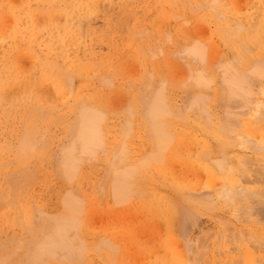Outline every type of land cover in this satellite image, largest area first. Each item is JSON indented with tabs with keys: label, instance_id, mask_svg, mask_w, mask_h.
Returning a JSON list of instances; mask_svg holds the SVG:
<instances>
[{
	"label": "rangeland",
	"instance_id": "obj_1",
	"mask_svg": "<svg viewBox=\"0 0 264 264\" xmlns=\"http://www.w3.org/2000/svg\"><path fill=\"white\" fill-rule=\"evenodd\" d=\"M6 2L0 264L262 263L264 0Z\"/></svg>",
	"mask_w": 264,
	"mask_h": 264
},
{
	"label": "bare ground",
	"instance_id": "obj_2",
	"mask_svg": "<svg viewBox=\"0 0 264 264\" xmlns=\"http://www.w3.org/2000/svg\"><path fill=\"white\" fill-rule=\"evenodd\" d=\"M5 2H6V0H0V17H4V15L6 14V12H5ZM7 3V2H6ZM75 7V6H74ZM71 9V8H70ZM79 9V8H78ZM80 11V10H79ZM69 12V11H68ZM74 12V11H73ZM264 14V13H263ZM73 15V14H72ZM67 16H68V13H67ZM13 32V31H12ZM18 33H17V31H14V40H17L18 39ZM20 36V35H19ZM244 86H246L245 84H243ZM243 85H242V87H243ZM238 86V85H237ZM241 87V88H242ZM246 87H248V85L246 86ZM240 88V87H239ZM238 89V88H237ZM247 89V88H246ZM242 90H243V88H242ZM243 92H247V91H243ZM153 110V109H152ZM155 111H153L151 114L153 115H156V116H158L159 115V113L162 111V109H161V107H158V106H156L155 107V109H154ZM153 115V116H154ZM158 118V117H157ZM92 126H90L89 127V129H87V132L86 133H84V134H87L85 137L84 136H82V141L83 142H85L86 143V146L88 145H91V144H95L97 141H96V137L97 136H93V130H92ZM83 134V135H84ZM87 149L89 150V147H87ZM262 178V177H261ZM260 180V179H259ZM262 180H263V178H262ZM261 181V180H260ZM255 183H257L258 181L256 180V181H254ZM264 181H262L261 183H263ZM251 184H253L252 182H251ZM250 184V186H252L253 188H252V190L253 189H255V186H257V184L255 185V184H253V185H251ZM264 184V183H263ZM255 185V186H254ZM259 186V185H258ZM258 186H257V188H258ZM242 187V186H241ZM240 187V188H241ZM262 187V186H261ZM261 187H259V190L261 189ZM263 187H264V185H263ZM231 188V187H230ZM229 189V188H228ZM252 190H250L249 188L247 189V187L245 188V189H240L239 191H240V193H243V197H246V198H253L254 200L255 199H258L260 196L259 195H261V194H259V192L258 191H255V190H253V191H255V192H252ZM256 190H258V189H256ZM238 191V190H237ZM238 191V192H239ZM261 192H263V190H261ZM223 193V192H222ZM221 193V194H222ZM226 193V192H225ZM225 193H223L221 196H225V199H226V197L228 198L229 196H226V194ZM228 193V192H227ZM264 193V192H263ZM218 195H220V192L218 193ZM223 196V197H224ZM230 196H232V194L230 195ZM234 196V195H233ZM261 196H263V194L261 195ZM235 197V196H234ZM261 198L262 197H260V200H261ZM237 199V198H236ZM228 200V199H227ZM232 200V199H231ZM238 200V199H237ZM236 202V200H233L232 202ZM249 201H250V199H249ZM264 201V200H263ZM245 202V201H244ZM246 202H248V201H246ZM250 202H252V201H250ZM259 202V201H258ZM237 203H238V201H237ZM253 203V202H252ZM244 204V203H243ZM246 204V203H245ZM251 204V203H250ZM255 204V207L253 208V205ZM253 205L251 204V209L253 208L254 210L253 211H258V210H262V208H261V206L259 205V208H256V203H254ZM260 204H261V202H260ZM241 205V204H240ZM262 205V204H261ZM237 206V205H236ZM242 208L243 207H245L246 209H247V206H241ZM242 208H239V212L241 211V209ZM250 208V207H249ZM261 208V209H260ZM251 209H250V211H251ZM238 211V210H237ZM242 212V211H241ZM248 213L250 214V212L248 211ZM253 213V215H254V212H252ZM260 213L263 215V217H264V212H262V211H260ZM243 215L245 216V214H244V212H243ZM242 215V216H243ZM263 221V220H262ZM237 229L239 228V227H236ZM237 231V230H236ZM234 232V231H233ZM244 232V230L243 231H241L240 232V234L241 233H243ZM233 234V233H232ZM239 234V235H240ZM239 235H237V236H239ZM252 235V234H251ZM242 236H243V234H242ZM242 236H240V237H242ZM249 236V235H248ZM247 236V237H248ZM254 236V235H253ZM252 236V237H253ZM63 233H62V230H54V232H53V234L52 235H50L49 236V238L47 239V241L45 242V245H44V247H45V249L47 250V252L49 253V255H54V254H52V253H54L55 252V250L56 249H61V248H64L65 246H66V243L63 241ZM236 237V236H235ZM245 237V236H244ZM254 238V237H253ZM258 238V237H257ZM241 240H242V238H240ZM258 239H260V241H259V243L261 244V238H258ZM244 240V239H243ZM248 240V239H247ZM256 241H258V240H256ZM264 241V240H263ZM240 243H241V241H239ZM244 242V241H243ZM249 243H250V240L248 241ZM248 242H247V245H248ZM251 243H252V241H251ZM242 244V243H241ZM240 244V245H241ZM245 244H246V242H245ZM260 244H258V245H260ZM240 245H238V248H236V249H239V246ZM256 245V244H255ZM252 246V248L254 247V248H256V246H253V245H250V246H247L249 249H250V247ZM262 246V245H261ZM244 247V246H243ZM242 247V248H243ZM258 247V246H257ZM263 247H264V245H263ZM263 247H261V249L258 247V249H256V250H259L260 249V251H262V248ZM248 249V250H249ZM242 250V249H241ZM244 251H246V252H248V253H252L251 252V250L250 251H248V250H245V249H243ZM253 250V249H252ZM240 250H238V251H236V252H239ZM246 252H244V253H246ZM240 253H241V251H240ZM243 253V254H244ZM248 253H246V254H248ZM256 252H254L253 253V255L255 254ZM258 253V252H257ZM256 253V254H257ZM260 253V252H259ZM262 253V252H261ZM260 253V254H261ZM246 254H244V257H246ZM249 254V255H250ZM256 254H255V257H256ZM236 255H238V254H236ZM249 255H247V257L249 256ZM252 254H251V257L253 256ZM263 256V257H262ZM261 257H262V259L264 258V252H263V255H262ZM254 257V256H253ZM252 257V258H253ZM255 257H254V259H255ZM260 256H258L257 258H259ZM248 258H250V257H248ZM234 259V258H233ZM238 259V258H237ZM246 260H247V258H245ZM260 260L259 261H262L261 260V258H259ZM35 260H37V261H39L40 259H35ZM235 260V259H234ZM246 260H245V263H246ZM249 260H251V258L249 259ZM249 260H247V261H249ZM238 261H240V259L238 260ZM241 261H243V260H241ZM255 261H257V260H255ZM264 261V260H263ZM263 261H262V263L260 262V264H263ZM250 262V261H249ZM251 263V262H250ZM244 264V263H243ZM252 264V263H251ZM258 264V263H257Z\"/></svg>",
	"mask_w": 264,
	"mask_h": 264
}]
</instances>
